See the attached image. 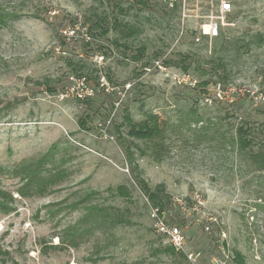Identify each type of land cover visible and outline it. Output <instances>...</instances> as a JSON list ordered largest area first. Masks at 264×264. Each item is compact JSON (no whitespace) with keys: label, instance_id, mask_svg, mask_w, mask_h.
I'll return each mask as SVG.
<instances>
[{"label":"rangeland","instance_id":"rangeland-1","mask_svg":"<svg viewBox=\"0 0 264 264\" xmlns=\"http://www.w3.org/2000/svg\"><path fill=\"white\" fill-rule=\"evenodd\" d=\"M175 3L0 0V264H264V171L236 143L239 126L264 120V45L242 48L227 80L210 72L235 47L211 28L236 45L264 35V0ZM116 19L139 32L124 37ZM71 76L96 95L62 100ZM151 115L163 140L128 135L127 116ZM140 179L165 187L186 251L168 250ZM89 204L124 221L63 242Z\"/></svg>","mask_w":264,"mask_h":264},{"label":"trees","instance_id":"trees-1","mask_svg":"<svg viewBox=\"0 0 264 264\" xmlns=\"http://www.w3.org/2000/svg\"><path fill=\"white\" fill-rule=\"evenodd\" d=\"M144 6L148 5V0H139ZM178 1V0H175ZM173 2H170L169 0L165 1L166 6H172L173 9H176L178 7V4ZM1 9V7H0ZM120 10H123L122 8ZM3 13V12H2ZM0 13L1 16H4V14ZM116 28H120V31L122 35L126 38L133 37L134 35H137L139 32V29L132 25L129 22H123L119 19H116ZM105 33L108 32L107 30L104 31ZM219 41L221 44L235 46L232 49V55H229L225 58H220L218 62L213 65L211 69V73H214L218 71V69H221L224 71L221 78L227 80L229 77V67L232 66V61L234 56L239 54L241 52V49L245 48L247 50H252V48H261L264 45V35H258L254 36V38L248 42H243L240 45H236L235 43H231L227 41V39L223 36V33L219 31L217 33ZM215 36V37H216ZM218 41V43H219ZM222 48H226V46H222ZM145 46H142L138 49L137 54L134 56V59L138 60L141 59V57L144 55ZM183 60H188V55H183ZM169 61H166V63ZM185 70H188L189 67H184ZM211 83V80H203L201 81V85L208 86ZM220 85V84H219ZM127 121L130 123V129L128 131V135L130 137H134L136 139H142L146 141H155L157 139L163 140L164 138V129L162 127V123L159 121L157 115H151L150 118L136 122L132 120L130 116H127ZM234 139V138H233ZM236 143L238 148L241 151H250L251 152V159L253 162V166L260 171H264V120L261 122H257L253 124V126H250L248 124L241 125L237 129V137H236ZM154 150H155V157L160 158L161 152L164 150V146H162L161 143H154ZM128 155L132 156L133 152L131 150H128ZM139 179V178H138ZM139 185L141 186L142 191L147 195L148 200L152 203V207H159L161 211H165L167 206V200L168 195L164 194L165 187L164 186H157L155 189H152L145 181L139 180ZM117 191L122 196H127V188L124 185H119L117 187ZM84 199V198H83ZM85 200H82L78 203V205L82 204ZM115 214V213H114ZM109 216H112V213L107 210L106 208H103L102 206L98 204H89L86 206V212L84 215L78 220L77 224L74 226H71L67 228L66 234L63 237L64 241H69L71 244H76V242L84 237L86 233L89 230V225L94 224L97 226H101L102 224H106L107 222L114 223V226L119 223L123 222V218H115L112 217L109 219ZM116 219V220H115ZM87 225V226H86ZM86 226V227H85ZM172 247V246H171ZM168 250L172 251L173 253L176 251L174 247L168 248ZM234 261L237 264H245L244 257L242 255L238 254L235 256Z\"/></svg>","mask_w":264,"mask_h":264},{"label":"built area","instance_id":"built-area-1","mask_svg":"<svg viewBox=\"0 0 264 264\" xmlns=\"http://www.w3.org/2000/svg\"><path fill=\"white\" fill-rule=\"evenodd\" d=\"M167 1V0H165ZM230 8V4H223L222 10L226 11V9ZM78 25L73 27H67L62 30V34L67 38L74 36L76 34V29ZM88 29L87 26H83ZM218 26L215 25L211 28V34L217 35ZM71 35V36H69ZM104 80V78H103ZM107 82H102L103 88L107 92H110V88L107 86ZM97 93V88L91 84L86 77H76L71 76L70 84L66 86L65 90H63L60 94V98L62 100L69 98H76L80 100H86L93 98ZM151 218L153 220L154 227L158 233L166 238L168 243L175 248L176 251H186V238L183 234L181 228L169 221L167 218L166 212L161 211L159 207H152L151 209ZM188 258L193 260V254H188Z\"/></svg>","mask_w":264,"mask_h":264}]
</instances>
